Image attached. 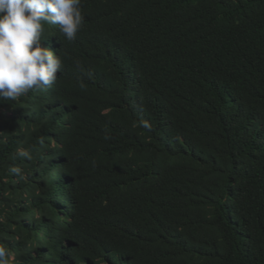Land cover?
Wrapping results in <instances>:
<instances>
[{
  "label": "trees",
  "instance_id": "trees-1",
  "mask_svg": "<svg viewBox=\"0 0 264 264\" xmlns=\"http://www.w3.org/2000/svg\"><path fill=\"white\" fill-rule=\"evenodd\" d=\"M80 10L44 22L55 82L0 101L8 264H264V0Z\"/></svg>",
  "mask_w": 264,
  "mask_h": 264
},
{
  "label": "clouds",
  "instance_id": "clouds-1",
  "mask_svg": "<svg viewBox=\"0 0 264 264\" xmlns=\"http://www.w3.org/2000/svg\"><path fill=\"white\" fill-rule=\"evenodd\" d=\"M80 4L81 0H0V101L55 82L62 61L41 44L44 22L58 25L73 40L83 21ZM7 257L0 247V264H8Z\"/></svg>",
  "mask_w": 264,
  "mask_h": 264
}]
</instances>
